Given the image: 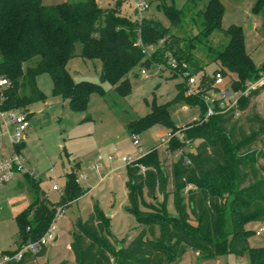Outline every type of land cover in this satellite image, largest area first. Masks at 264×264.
I'll list each match as a JSON object with an SVG mask.
<instances>
[{"label": "trees", "instance_id": "trees-1", "mask_svg": "<svg viewBox=\"0 0 264 264\" xmlns=\"http://www.w3.org/2000/svg\"><path fill=\"white\" fill-rule=\"evenodd\" d=\"M166 1L160 0L159 8L167 27L154 19L123 15L121 0L108 8L99 7L96 0L53 5L42 0H0V78L7 81L0 89V110L28 118L27 107L45 99L37 86L42 74L49 76L52 94L66 100L72 112H84L92 93L105 97L101 85L76 82L67 71L76 44L81 59L101 62V82L119 97L130 94L127 75L137 65L147 70L171 68L172 77L183 78L173 100L153 104L150 113L127 124L131 136L155 126L173 135L163 148H153L126 166L128 211L136 217L138 233L128 242L116 240L94 203L88 218L72 225V264H176L190 252L199 260L233 255L245 256L247 264H264V245L251 247L248 242L256 231L249 226L264 223V118L251 104L264 85L206 122L176 128L169 113L171 105L183 101L197 108L202 118L206 110L202 98L213 88L216 72L224 80L230 78L229 85L237 92L255 83L262 68L257 69L245 53L241 27L222 29L224 8L219 0H184L179 9ZM253 12H264V0L255 2ZM217 32L227 39L223 48L213 45L211 38ZM212 64L217 67L208 74L206 67ZM190 77L198 78L193 96L186 95L184 84ZM21 147L23 143L17 149ZM168 156L176 158L168 161ZM76 178L74 172L67 175L55 206L41 198L29 181L32 199L16 216V248L1 254H13L38 241L57 208L64 209L86 193ZM26 179L31 180L28 175ZM170 202L174 214L168 212ZM44 254L45 247L10 264H25Z\"/></svg>", "mask_w": 264, "mask_h": 264}, {"label": "rangeland", "instance_id": "rangeland-1", "mask_svg": "<svg viewBox=\"0 0 264 264\" xmlns=\"http://www.w3.org/2000/svg\"><path fill=\"white\" fill-rule=\"evenodd\" d=\"M64 0H42L43 4L53 5ZM101 8L112 7L116 0H97ZM121 13L132 19H154L163 26H168L163 12L159 8L160 0H121ZM224 8L221 19L223 30L232 25L241 27L245 53L253 65L259 69L264 66V12L255 14L254 4L257 0H219ZM145 2L147 9L135 14L136 4ZM179 9L184 0H167ZM176 34V31H172ZM179 34V33H178ZM177 34V35H178ZM213 45L223 48L227 39L222 33H214ZM76 56L68 61L66 69L76 82L87 81L101 85L105 97L92 93L87 109L84 112H72L61 96L51 92V81L47 74L37 77V86L45 95L43 101L34 102L27 107L26 123L28 132L21 147L24 157V171L21 177H14L0 188V255L16 248L17 223L16 216L30 203L29 181L38 188L41 198L55 206L64 193L67 175L74 172L76 181L86 191L81 197L63 209L62 217L54 223V233L59 235L58 241H47L44 245L45 254L29 264H58L63 261L73 263L69 245L72 241L71 229L77 219L86 220L97 203L108 219V226L116 240L128 242L139 230L136 217L128 211L131 207L127 189L126 166L143 157L165 139L168 130L155 126L137 135L139 145H134L127 124L150 113L152 105H163L173 100L176 85L183 78L172 77L171 68L152 66L149 70L134 67L127 75L131 92L126 97H119L113 87L101 82V62L99 60H83L78 55L80 45L76 44ZM203 59V57L201 56ZM217 66L206 67L211 74ZM144 70L146 76L141 73ZM263 79L255 89L264 85ZM196 82L198 81L195 77ZM230 78L216 87L219 91L226 89L230 96L238 99L241 91L235 92L229 85ZM187 82H184L188 87ZM207 96L216 98L215 89L207 92ZM254 110L264 118V89L251 99ZM170 119L176 128H182L193 121L198 109L188 107L183 101L176 102L169 109ZM238 117V115H237ZM2 140L7 141L5 129L0 128ZM4 154L10 150L2 149ZM179 153H176L177 156ZM128 160L127 163L121 161ZM168 161L175 156H168ZM28 175L31 180L26 179ZM22 178H25L24 180ZM56 186L57 191L52 187ZM144 200L147 198L144 195ZM168 212L174 214L172 203L168 204ZM251 224L249 227H259ZM264 233L249 239V245L256 247L261 244ZM247 264L246 257L223 255L215 260H202L188 253L180 264ZM179 264V263H176Z\"/></svg>", "mask_w": 264, "mask_h": 264}, {"label": "built area", "instance_id": "built-area-1", "mask_svg": "<svg viewBox=\"0 0 264 264\" xmlns=\"http://www.w3.org/2000/svg\"><path fill=\"white\" fill-rule=\"evenodd\" d=\"M146 9L147 5L145 2H139L136 4L135 10L137 12L144 11ZM263 69L264 66L259 74L260 80L263 79ZM141 73L146 76V72L144 70H142ZM260 80L253 84H250L247 89L241 91V95L238 99H234L230 96L229 91H227L226 89H224L223 91H219L216 88L224 83V77L222 76V74L216 72L214 75V82L212 86L214 89H216L215 94H217V97L211 98L207 96V91L202 98L206 106L205 113L202 118L195 116L193 121H198V123L206 122L213 115L224 113L236 107L240 98L247 97L249 91L254 90L255 86L260 83ZM187 84L188 89L186 91V95L193 96L195 94L193 89L197 85L195 77H190ZM5 86H7V81L3 78H0V89ZM26 120L27 117L23 113H19L17 111L0 110V128L5 129V134L7 135V149L10 150L9 154H4L0 145V188L10 182L16 175L24 171V157L21 151L17 148L24 142L27 136L28 125L26 123ZM1 136H3L2 133H0V137ZM172 136L173 135L168 133L165 139H161L160 145L158 147L163 148L169 142V139ZM132 141L134 145H139L136 136H132ZM121 161L124 163L128 162V160L125 158H122ZM52 189L55 191L58 190L56 186H53ZM62 215L63 208H57L52 224L38 241L22 246L13 254H1L0 264L18 263L23 259L25 254L36 255L44 247L47 241H54L56 237L54 233V223L56 219L62 217ZM261 233H264V223L259 225V227L255 231V235L258 236L261 235Z\"/></svg>", "mask_w": 264, "mask_h": 264}, {"label": "crops", "instance_id": "crops-1", "mask_svg": "<svg viewBox=\"0 0 264 264\" xmlns=\"http://www.w3.org/2000/svg\"><path fill=\"white\" fill-rule=\"evenodd\" d=\"M96 2H97V4H98V1L96 0ZM99 6V5H98ZM100 7V6H99ZM29 131V130H28ZM0 145H1V147H2V149H5V148H7V143H5V141L4 140H2V136L0 137ZM8 150V149H7ZM22 176V173H20V174H18L17 175V177H21ZM26 177V176H25ZM14 179V178H13ZM12 179V180H13ZM23 180L25 179V178H22ZM11 180V181H12ZM26 180V179H25ZM6 185V184H5ZM31 194L29 193V196H30ZM30 198L32 199V196H30ZM257 227L258 226H256L254 229H257ZM56 237H57V240L56 241H58V239H59V235L58 234H56ZM264 245V237H263V239H262V241H261V244L260 245H258V246H263ZM257 247V246H256ZM193 256L195 257V258H198V256H197V254H195V253H193ZM185 258V257H184ZM183 258V259H184ZM37 259V258H36ZM35 259V260H36ZM35 260H33V261H35ZM33 261H30V262H26L25 264H29V263H31V262H33ZM200 261H202V260H200ZM61 262H63V261H60V262H58V264H60ZM181 263V262H180ZM179 263V264H180ZM196 264H198V263H196Z\"/></svg>", "mask_w": 264, "mask_h": 264}, {"label": "water", "instance_id": "water-1", "mask_svg": "<svg viewBox=\"0 0 264 264\" xmlns=\"http://www.w3.org/2000/svg\"><path fill=\"white\" fill-rule=\"evenodd\" d=\"M57 240V237H55L54 242Z\"/></svg>", "mask_w": 264, "mask_h": 264}]
</instances>
